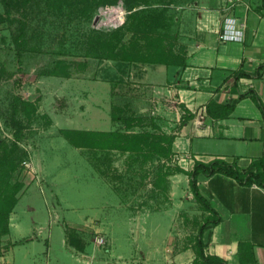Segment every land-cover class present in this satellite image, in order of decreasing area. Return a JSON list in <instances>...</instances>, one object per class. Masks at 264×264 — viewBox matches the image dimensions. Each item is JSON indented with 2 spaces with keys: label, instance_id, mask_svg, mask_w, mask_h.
I'll list each match as a JSON object with an SVG mask.
<instances>
[{
  "label": "rangeland",
  "instance_id": "374dc122",
  "mask_svg": "<svg viewBox=\"0 0 264 264\" xmlns=\"http://www.w3.org/2000/svg\"><path fill=\"white\" fill-rule=\"evenodd\" d=\"M191 4L0 0V155L16 162L8 192L22 185L14 211L23 230L10 235H37L13 247L2 234L0 264H151L170 237L194 244L208 212L164 150L176 125L161 122L171 116L161 81L138 77L145 61L183 53ZM113 51L119 59L105 56ZM65 130L149 132L164 149L103 133L76 134L77 146ZM63 241L86 254L71 257Z\"/></svg>",
  "mask_w": 264,
  "mask_h": 264
},
{
  "label": "crops",
  "instance_id": "0c3cea01",
  "mask_svg": "<svg viewBox=\"0 0 264 264\" xmlns=\"http://www.w3.org/2000/svg\"><path fill=\"white\" fill-rule=\"evenodd\" d=\"M256 1L260 4L262 0ZM185 12L193 22L191 34L182 40L185 65L146 63L138 77L149 82L161 81L165 108L171 114L162 116L161 122L176 125L172 150L184 172L190 171L195 161L208 163L216 158L247 169L264 155V114L249 95L241 96L253 90L264 105V70L259 77L251 76L264 64V9L252 8L244 18L242 38L226 42L219 41V32L242 21L240 7L225 13L220 10V0H193ZM236 71L250 76H240L234 85ZM209 99L234 103V108L224 118L214 119L206 113L204 124L197 126L196 113ZM189 114L178 127L183 116ZM197 181L201 196L219 215V220L204 231L205 253L216 254L227 264H264V185L240 183L221 173H201ZM15 207L9 216L8 233L13 247L37 238L34 235L19 241L11 237V232L23 230L16 220ZM151 215L154 212L146 217ZM183 234L185 238L186 231ZM181 240L170 237L164 256L157 254L147 260L151 264H191L195 245ZM47 245L48 250L49 241ZM63 246L71 257L86 254L85 249L78 250L64 241ZM110 248L111 239L106 249Z\"/></svg>",
  "mask_w": 264,
  "mask_h": 264
},
{
  "label": "trees",
  "instance_id": "16d2710c",
  "mask_svg": "<svg viewBox=\"0 0 264 264\" xmlns=\"http://www.w3.org/2000/svg\"><path fill=\"white\" fill-rule=\"evenodd\" d=\"M110 3H117L118 0H107ZM132 6V5H131ZM130 6V7H131ZM258 11L264 9V1H260V4L256 7ZM131 14V13H130ZM134 15H130L132 18ZM109 47L113 49V42L111 39L107 42ZM110 59H119L118 56L115 54V52H110L109 54H106ZM176 57V56H175ZM131 58L126 57L125 60H130ZM145 63H161V64H179L184 66V56L183 53H180V55H177L176 58H173L171 61H165L157 60V62L153 61H145ZM264 70V64L257 67L254 73L251 74L252 77H259ZM243 75L250 76V74H246L244 71H236L234 72V85L235 81ZM249 95L250 98L253 100V102L257 105V107L260 109V111L264 114V105L261 101V99L253 92V90H249L241 96ZM234 103H218L214 99H209V101L205 105V111L206 113L214 118H224L227 117L233 110ZM191 114L185 115L182 118V121L178 127L184 123L185 119L190 117ZM125 122H127L125 120ZM101 134L102 133L107 136L109 140H115L118 137L126 136L129 139H133L137 143V146L140 147L141 142H146V144L154 145L156 147H160L161 150L164 149V146L161 145V139L159 137L154 136L153 134H150L149 132H139L131 135H123L119 131H109V132H91V131H80V130H65L64 135L69 140V142L74 143L77 146H80L81 144H78L73 138L74 135H89V134ZM167 144L168 146H165L164 150H166L168 153L172 152V141H173V135L172 137L167 136ZM112 144V143H110ZM108 144V145H110ZM113 144H116L115 142ZM117 145V144H116ZM111 146V145H110ZM7 164V165H5ZM16 162L15 158H9V155L3 154L0 155V236L2 234H8L9 233V216L13 208L15 207L18 197L16 194L21 189L22 185L16 184L13 187V190L11 192H8V179L11 176L12 171L15 169ZM180 171H183L179 168ZM188 174V184L190 187V190L192 192V195L194 199L208 212V216L203 220V222L199 225L197 228L196 235L194 237L195 242V258L191 264H227V262L220 256L216 254H207L204 251L206 243L204 242V231L214 223H216L219 220V215L216 213V210L210 205V203L201 196L199 189H198V181L197 177L199 174H204L207 176H210L214 173H221L227 176H231L235 178L240 183L245 184H251L253 182L264 185V155L259 158L258 160L253 161L247 169L241 170L238 168V166L234 162H227L223 159H213L208 163H204L201 161H195L192 169L190 171L185 172ZM252 261L254 262V259L252 258Z\"/></svg>",
  "mask_w": 264,
  "mask_h": 264
},
{
  "label": "built area",
  "instance_id": "2783aa9c",
  "mask_svg": "<svg viewBox=\"0 0 264 264\" xmlns=\"http://www.w3.org/2000/svg\"><path fill=\"white\" fill-rule=\"evenodd\" d=\"M259 3L256 0H220V10L225 13H232L240 7L243 11L242 15V21L238 23L236 27L228 26L224 28L221 32H219L218 39L221 42L226 41H237L242 38L243 28L245 27L244 24V18L248 14V12L254 8L257 7ZM206 116L205 106L202 107L197 113H196V119L195 124L197 126L204 124V118ZM179 158L177 157L176 162L178 163ZM104 238L98 237L96 238V242L99 245L104 244Z\"/></svg>",
  "mask_w": 264,
  "mask_h": 264
}]
</instances>
